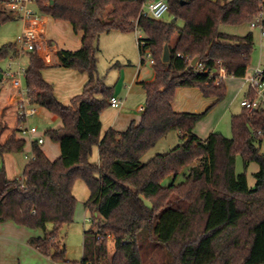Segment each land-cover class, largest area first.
<instances>
[{
	"label": "trees",
	"instance_id": "1",
	"mask_svg": "<svg viewBox=\"0 0 264 264\" xmlns=\"http://www.w3.org/2000/svg\"><path fill=\"white\" fill-rule=\"evenodd\" d=\"M167 2L168 15L181 20L182 27L144 16L143 1L37 0L40 13L82 34L78 50H58L57 57L60 67L87 74L88 81L65 105L43 77L49 68L44 59L36 51L25 55L30 103L62 123L45 132L60 146L61 156L50 160L35 141L34 159L27 162L21 178L9 179L0 167V222L41 230L43 236L30 238L28 245L53 263L104 264L113 239L110 264H144L140 234L146 230L168 248L174 264H264V153L256 145L264 137V132L257 134L264 131V109L243 108L234 115L231 138L212 132L201 139L194 133L196 124L226 96L225 82L211 75L217 62L235 78H245L251 64L253 33L231 35L220 26L250 24L263 0ZM14 17L0 0V26ZM137 28L143 30L155 62L153 81L140 84L145 110L139 123L102 135L101 116L110 107L113 90L98 76V41L102 34L132 33ZM166 45L168 63L163 62ZM15 52L12 43L0 48V71L1 63ZM195 58L203 71L192 66ZM182 87L200 89L204 97L214 99L213 105L202 113L176 112L172 104ZM255 97L250 90L247 99ZM3 124L0 121V157L23 153L26 140L17 129L2 141L7 129ZM170 132H178L181 143L143 162ZM95 148L98 163L91 161ZM238 155L246 168L251 163L259 166L254 188L245 173H236ZM180 175L182 183L163 185L170 176L176 180ZM77 180L90 191L85 209L92 220L100 221L95 230L84 232L80 263L67 261L63 246V230L73 223L78 203L73 193Z\"/></svg>",
	"mask_w": 264,
	"mask_h": 264
},
{
	"label": "rangeland",
	"instance_id": "2",
	"mask_svg": "<svg viewBox=\"0 0 264 264\" xmlns=\"http://www.w3.org/2000/svg\"><path fill=\"white\" fill-rule=\"evenodd\" d=\"M221 1L229 2L231 0H221ZM33 8L39 12L37 6H34ZM40 14L43 16L45 20L48 19L47 18L48 16L42 13ZM163 20L166 22H172L173 18H171L169 15H166ZM174 24H176L177 27L183 26V22L181 20L176 21ZM50 27H52L51 24L47 22V30L45 34V37L47 39L53 38L52 33H50L51 30ZM24 28H25V23L19 17H14L13 20L0 26V48L7 44L17 43L18 39L22 35ZM220 30L227 34L237 35V36H244L250 32L253 33L254 41H255L254 50L252 52L251 64L245 79L251 78L258 68H260L261 70L264 69V35L259 28H253L251 27V24H244V25L222 24L220 26ZM141 35L145 37L143 30ZM138 38L139 35L136 31L132 33L111 32V33L102 34L98 41L99 52L97 56L98 57L97 69H98L99 79L102 80L107 87L111 88L113 92H119L121 94V98L123 99L125 104V110L129 109L132 113L137 112V110L140 107H145L146 105L144 93L134 92L130 94L128 92L132 85L131 80L133 76L135 75L137 69L142 65V56L140 55L138 48ZM50 42L51 41H49L48 43L50 44V46H52ZM36 52L39 54V56H41L40 53L38 52V49H36ZM21 62L22 65H24V67H28L29 60L27 56L23 57L21 59ZM6 67H7V61L2 62L1 71H0V81L3 78V74L6 70ZM143 68H144L143 69L144 73L146 70H150V71L152 70V66L149 63L148 59L146 58ZM61 69L63 68L53 67L48 69L49 71H51L49 72V76L50 78L53 79L54 82L53 84L55 83L59 84L60 82L64 81L61 74L63 70ZM229 78L227 81H225V85H226L225 98L216 105H214L206 114V116L202 120H200L195 126L194 130L202 138H206L211 132H215V131L222 133L227 138L232 137L231 120L233 115L241 112V110L243 109L242 106H240V102L247 93L249 83L246 84L244 80L235 79L234 77H229ZM243 82L245 83L246 86L244 90L239 89V87H241ZM235 83L238 85L237 89L235 87L236 86ZM239 91H241L242 93ZM236 94L237 96L233 101L234 105L232 110L227 111L224 114V116L219 120L217 127H215L213 131H210V129L214 124L212 120L213 119L216 120L217 117H215V114H213L212 116L209 115L219 107H221V109L222 107H225V105L229 103V101ZM16 100H17L16 92L15 90L11 89L8 93V98L5 99L3 103H1L0 105V109L3 108L5 109L7 106H9V108L7 107V109H5L4 111L5 116L0 117V121H5L6 125L13 129L17 128V120L15 119L16 117L14 115V109H10L11 108L10 105L16 104ZM221 109L218 110L219 111L218 113H220ZM261 109H264V105L261 106ZM58 122L61 121L59 119H57L56 121H52L51 113L47 112L43 108H40L39 115H37L35 118H32L30 120V123L37 125L41 133L43 134L44 139L46 141L45 147L47 148V151H49L48 152L49 156L54 155V146L52 148V145L53 144L57 146L59 145L57 143H53L46 136L45 132L50 129H56L55 126ZM174 133L176 132H170L166 137L161 139L155 147L149 150L148 153L143 158V162L145 163L148 162L151 158H153L157 154L168 153L176 146H178L181 143L180 136L175 138ZM176 139L178 143L176 142ZM256 145L258 148H260L261 152L264 153V137L262 138V141L261 142L258 141ZM23 155H25V158L26 155L27 156L32 155V142L29 139L26 140V146ZM235 170L237 174L245 173L247 176L249 187L250 188L255 187L256 184L255 174L259 171V166L257 163H251L249 167L246 168L242 157L238 155L236 157ZM185 172L188 173L187 170ZM174 181L177 184L182 183L184 181L183 175H180L176 180L173 176H170L163 182V185L168 186ZM80 183H82L84 189V190L81 189V191H85V193H87V188L85 184L82 181ZM81 191L80 190L77 191L79 198H82L83 196ZM79 202L82 203V207H83V201H79ZM87 216H88L87 220L84 221L85 219L84 214L81 213L79 215V219L75 220L72 224L65 227V229L63 230V239H64L63 246L66 249V260L69 262H78V263L81 262L83 258L84 232L91 229L95 230L100 222L99 220H92V216L89 212L87 213ZM140 245L142 249V255L144 258V264H174L173 257L170 251L168 250V248L156 242L155 239L151 237L149 232H147L146 230H144L140 234ZM114 251H115V243L114 240L111 239L109 241L110 257L108 261H105L104 264H110V259Z\"/></svg>",
	"mask_w": 264,
	"mask_h": 264
},
{
	"label": "crops",
	"instance_id": "3",
	"mask_svg": "<svg viewBox=\"0 0 264 264\" xmlns=\"http://www.w3.org/2000/svg\"><path fill=\"white\" fill-rule=\"evenodd\" d=\"M47 18L48 19L46 20L44 19L45 20V32L43 35V40L38 46V52L44 59L45 63L49 66V68H53V67L60 68L58 57H57V51L58 50H69V51L78 50L81 47L82 34L81 33L76 34L73 31V28L69 23L53 20L49 16ZM47 22H49L52 26L50 27L51 30L50 29L49 30H50V33H52L53 38L47 39L45 37L46 30H47ZM176 40H177V35H175L172 43H174ZM47 41L48 42L51 41L50 43L52 44V46H50V44ZM143 66L144 64H142L141 67L137 69L135 75L133 76L131 80L132 85L128 91L130 94L134 92L144 93V90L140 84L144 82H151L154 79L153 69L151 71L146 70L144 73ZM49 68L43 71L44 79L53 85L54 92L57 98L63 104L65 105L70 104L71 100L75 96H78L83 92L84 86L86 85L88 81L87 74H82L75 70L61 67L63 68L61 69L63 70L61 74H62L64 81L60 82L59 84L57 83L53 84L54 83L53 79L50 78L49 76V72H51L48 70ZM229 77L230 76L226 75L224 82L227 81ZM235 79L244 80L246 84L249 83L247 93L245 94V96L242 98L240 102V106H241L242 101L247 99L248 93L250 92V90H252L251 83L249 81L250 78H247V79L235 78ZM1 82H2V79L0 81V105L1 103H3L5 99L8 98L9 91L13 89L9 82H5L3 84ZM245 83L243 82L241 87H239V89L244 90V88L246 87ZM235 85L237 89L238 85L236 83ZM136 88H139V89H136ZM237 94L229 101V103L225 105V107H222V109L221 107H219L218 109L214 110L209 115V116H212L213 114H215V117H217L216 120L214 119L212 120L214 124L212 128L210 129V131H213L215 127H217L219 120L224 116V114L227 111L232 110L233 105H234L233 101L235 97L237 96ZM113 96H116L122 100V106L119 109H114V108L109 107L107 110L103 112L101 116L102 135L105 134V132L111 128L116 131H125L132 122L139 123L141 120L142 113L139 111L141 107L137 110V112L132 113L129 109L125 110V104L119 92H113ZM145 101H146V97H145ZM213 103H214V99L204 97L200 89L182 87L177 90L176 96L174 98L172 105H173V109L176 112L202 113L206 111L209 107H211ZM10 106H11L10 109H14V115L16 117L17 105L14 104ZM7 107L9 108V106ZM7 107L5 109H7ZM5 109L4 108L0 109V117L5 116L4 114ZM220 109L221 111L220 113H218L219 112L218 110ZM56 120H57V117L55 115H52V121H56ZM3 123H4L3 125L5 126L6 125L5 121H3ZM61 126H62V123L58 122L55 128H60ZM6 127L7 129L4 131L2 135V141H5V139L10 135V133L13 130V128H10L7 125ZM194 133L201 139H206L212 132L206 138H202L199 134L196 133L195 130H194ZM174 134H175L174 135L175 138L180 136L178 132ZM176 142L178 143L177 139H176ZM45 144H46V141L41 145V148L50 160L54 161L61 156L60 146L51 144L52 148L54 146V155L49 156L48 155L49 151H47ZM98 160H99L98 149L95 148L93 156L91 157V161L93 163H98ZM27 162L28 160L25 158V155H23V153H12V154L5 155L3 158L0 157V167L2 166L5 168L9 179L21 178ZM81 181L82 180H77L73 188V193L78 201L77 207L75 210L74 221L79 219V215L81 213L84 214V217H85L84 221H86L88 218L87 216L88 211L85 209L84 204L90 197V191L83 181L82 182L85 184L87 188V193H85V191H81V189H83L82 183H80ZM79 190L82 192V195H83L82 198L84 197L83 199L78 197L77 191ZM79 199H82V200H79ZM79 201H83V207H82V203ZM40 236H43V232L41 230H32V229H29L23 226H19L12 221L0 222V264H54L49 258L44 257L43 255H41L35 249H33L32 247L28 245V241L30 238L40 237Z\"/></svg>",
	"mask_w": 264,
	"mask_h": 264
},
{
	"label": "built area",
	"instance_id": "4",
	"mask_svg": "<svg viewBox=\"0 0 264 264\" xmlns=\"http://www.w3.org/2000/svg\"><path fill=\"white\" fill-rule=\"evenodd\" d=\"M132 1V0H131ZM143 1V14L156 21H162L169 13V4L167 0H133ZM7 10L11 11L15 17L21 18L25 23V28L21 37L15 43L16 52L8 57L7 67L3 74L2 84L9 82L11 87L15 90L17 95L16 100V120L17 132L19 136L25 140L29 139L32 143L37 141L40 145L45 142L44 136L37 125L31 124L30 120L39 115L40 108L30 103L25 87V78L27 75L28 67L22 65L21 59L29 52L36 51L39 44L43 40L45 32V20L43 16L36 11L33 7L37 6V0H2ZM147 3V4H145ZM251 27L259 28L264 35V0L260 6L258 15L251 21ZM138 35V45L143 49L142 59H148L151 66L154 65L153 53L150 48H147L145 37L141 35L142 29L135 30ZM198 71H203V66L198 62L194 66ZM216 77L218 82L224 81L227 74V69L221 61H218L215 69L211 73ZM251 88L255 93V99L249 101L245 99L242 101L241 106L248 110L261 109L264 105V77L263 70L258 68L254 75L249 79ZM122 106V100L116 96L110 99V107L119 109ZM144 107L139 111L143 113ZM264 131L259 130L258 135H262ZM26 159L33 160L34 155H26ZM54 264H64L62 262Z\"/></svg>",
	"mask_w": 264,
	"mask_h": 264
},
{
	"label": "water",
	"instance_id": "5",
	"mask_svg": "<svg viewBox=\"0 0 264 264\" xmlns=\"http://www.w3.org/2000/svg\"><path fill=\"white\" fill-rule=\"evenodd\" d=\"M176 22V19L172 20V24ZM170 60V51L168 45L165 46L164 48V54H163V62L168 63ZM198 62V58H195L192 62V66L194 67L196 63ZM97 215V214H96Z\"/></svg>",
	"mask_w": 264,
	"mask_h": 264
}]
</instances>
